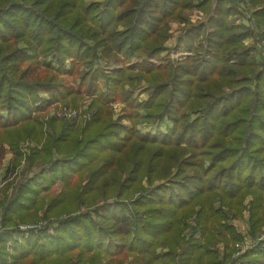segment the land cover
Wrapping results in <instances>:
<instances>
[{
  "label": "trees",
  "instance_id": "obj_1",
  "mask_svg": "<svg viewBox=\"0 0 264 264\" xmlns=\"http://www.w3.org/2000/svg\"><path fill=\"white\" fill-rule=\"evenodd\" d=\"M194 1L0 0V159L8 145L14 173L18 146L30 141L42 144L30 166L43 164L0 204V264H72L75 256L76 264H264V247L237 258L231 247L244 238L232 221L248 214L254 239L264 226V11L252 12L259 0H206L204 19L189 24L175 48L191 47L194 55L152 66L148 60L170 51V22L188 23ZM246 13L254 28L229 22ZM97 50L116 68L80 73L99 58ZM133 58L145 60L131 66ZM44 65L54 75L37 72ZM142 81L152 89L144 106L134 90ZM83 94L94 110L85 127L31 117L40 106L78 108ZM116 102L126 105L121 118L132 127L110 119ZM151 108L147 122L173 123L162 141L142 135L144 121H135L139 109ZM58 184L63 199L54 209L75 207L74 216L18 238L12 228L34 222L33 203ZM160 246L168 251L157 253Z\"/></svg>",
  "mask_w": 264,
  "mask_h": 264
},
{
  "label": "rangeland",
  "instance_id": "obj_2",
  "mask_svg": "<svg viewBox=\"0 0 264 264\" xmlns=\"http://www.w3.org/2000/svg\"><path fill=\"white\" fill-rule=\"evenodd\" d=\"M96 1H103V0H96ZM188 11H189V13H188ZM188 11L185 13L186 17L189 20L188 23L185 22V23L181 24V22L174 21L173 33H174V37L176 36V38H174V37L170 38L166 44L168 49H169V47H172L173 50H170L169 52L166 51V52L162 53L159 58L148 60L152 66H154V67L158 66V64L160 62L164 61L167 56H168V59H170L171 62L174 64V63L179 62V60H183V59H186L187 57H191L194 55V51L191 50V47L190 48L189 47H183L180 49H175L177 47V39H178L179 35L182 34V31L185 32V30L188 29L189 24H193V23H196V22L204 19V13L200 12L196 8H191ZM187 13L189 15H187ZM239 19H241V18L237 17L234 20L237 21ZM169 26H170V24H169ZM122 29H123V27H120V30H122ZM250 41H252V43H249V45H253L254 41L252 39H250L247 42H250ZM87 42L91 46L95 45L93 40H87ZM260 45L264 46V42H262ZM197 48H200L199 45H197ZM101 53H102L101 50H97L96 55H99V58L97 60H95V62L92 64L91 68L82 67L79 70V72L82 74H85L89 71L99 70V71L109 73L113 70V68H116L113 65V60H111V59L107 60V59L103 58ZM254 55L256 57H258L257 53H254ZM259 59H260V61H262L264 59V50L261 53H259ZM142 60H145V59L144 58H139V59L133 58L131 61L132 62L131 66L137 65ZM258 64L260 65V62ZM55 67L58 68L59 66L55 65ZM128 67H129V65H125V66H122L120 69L128 68ZM70 68H71V65L69 63H67V67L65 68V70L68 71ZM39 70L46 71L49 76L54 75V71L53 72L49 71V69H47L46 65L41 66L37 70V72H39ZM57 75L61 79H64L65 82H68L71 85L74 84V83H72V80H75V79L72 76H68V75L61 76L59 74H57ZM79 80H80V78L77 79V81H79ZM132 86H134V85H132ZM125 88H126V91H128V90L132 91L133 90V89H130V86H126ZM134 90L136 91V94H135V98L137 99L136 102L143 105V104H146L147 101H149V99H150L149 96L152 93V89L150 88V86L145 81L140 82L138 87H135ZM91 101H92V97L88 96V94L87 95L83 94V95H81V99L79 100V103L77 102V104H76V106L78 108H71L72 106L68 102H67L68 104L67 103L64 104L65 102L54 104V105L48 106L44 109H41V106H40V111L33 112L31 114V117L32 118L39 117L40 119H42V117L49 116V117L55 118V120L57 122L70 123L72 125L77 124V127H79V126L85 127V123L89 122V120L92 117V114H94V110L90 108ZM109 108H110V113H111L110 119H112V121L118 120L117 122L121 121L120 123L123 127H125V126L126 127H132L131 122L127 118H121V117H123V115H126L127 111H128L126 109L125 104H123L121 102H116V103H113L112 105H110L108 107V109ZM64 111H67V112L77 111L78 112V114H77L78 118H76V119L61 118L60 114ZM150 112L152 114V108L149 110L139 109L136 112L139 115L140 121H138V119H135V121H137V122H143L144 121L142 124H140L138 126L139 127L138 129L141 131L142 135L150 134V136H152L154 138L155 137L158 138V139H154V140L162 141L161 138L164 135H167L171 131V129L173 127V123L167 117H165L162 120H154V122H150L152 120L149 119V121L147 122V120H148L147 115H149ZM157 147H159V146H155V149ZM41 149H42V144H36V143H32L30 141L21 142L18 146V150L21 153L22 161L19 164L20 166L15 168L16 173L14 172L15 173L14 174V173H10V172H11V169L13 168L12 159H14V156H15L14 153L15 152H12L8 145L5 146V148L3 149L4 150V157L2 159H0V182H2L3 184L6 182L5 183L6 185L4 184L5 185L4 187H2L3 185H0V191L5 190L6 193L4 195H2V194L0 195V204L8 201L13 195L16 194L18 187L20 186V184L23 181H25L24 179L26 177H29L32 175L36 176V175H39L41 173L40 168L43 165L42 163H38V164H34V165L30 166V164L28 162V158L30 157V155H32L33 151H35V150L40 151ZM8 168L10 170L9 172H7ZM14 178H16V179H14ZM143 184L145 185V187L148 190H150L152 188L150 185H148L147 181H144ZM155 184L158 185L159 183L156 182ZM62 187H63L62 184H58V185L52 187L51 191L49 192L51 194L42 193L41 198H38L37 203H33V207L29 211L28 215L31 216L32 214H35L36 217H35L34 222L18 223L16 225V227L12 228V230L17 231L16 233L18 234V236H17L18 238L20 236V233L26 232V233L30 234L31 232H38V231L45 229V226L49 225L48 221H50V223L54 224V223H59L63 220H66L71 216H74L72 214L76 211L75 207L69 208L68 210L64 211L63 213L60 212V208H61V210L63 208L60 205H59L60 207L58 209H54V207L57 206L58 204H60V201L63 199V198L61 199V196L63 195V193H61L63 190ZM53 199L56 201V204L51 203V201ZM133 201L134 200L126 201L125 204L129 206V203L133 202ZM48 210L53 211V213L58 212V215L54 214V216H52V218L50 219L47 215ZM82 211H86V209L83 208ZM125 215L128 218L131 217L130 210L126 211ZM2 216H3L2 215V207L0 205V235H2L6 231V228L3 225L4 221L2 219ZM236 221H237V223H239V225L236 226L237 229H235V230L237 233L240 234L241 237L244 236V238H242L241 241L236 242L233 246L230 245L233 249V255H232L233 258H237L241 255V254L240 255L237 254L238 252L241 251L238 248L239 245L240 246H243L245 244L251 245V249H249L247 251H250L254 247H257V246L258 247L259 246L264 247V241H263L264 239L261 241L259 240L263 234L264 226H263L262 231L258 234V238L254 239V238L250 237V235H248L249 226H248V228L246 226L247 220H245L244 218H240ZM125 223L127 224L128 221H126ZM120 225H122L125 229H128V226H126L125 224H120ZM193 226H195L194 223H191V227H193ZM55 227H58V225H56ZM238 229H240L241 232ZM190 230H191V228H189V230L186 231L187 234H185V235L189 236ZM49 234L51 236H53L54 232H51ZM187 236H186V238H187ZM9 245L11 246V244H9ZM181 245H182L181 250H183L185 246L182 243L179 246H181ZM222 248H223V243L219 244L218 247H215V249L219 253H222V250H221ZM181 250L178 251V247L174 248L175 252L178 251L177 252L178 255H179ZM156 251H157V253H162V252L166 253L168 250L166 248L160 246L159 248H157ZM77 259H78L77 256H75L73 258L72 264H76ZM9 263H11V262L9 261ZM118 264H134V262L131 258H128L125 261H122Z\"/></svg>",
  "mask_w": 264,
  "mask_h": 264
},
{
  "label": "crops",
  "instance_id": "obj_3",
  "mask_svg": "<svg viewBox=\"0 0 264 264\" xmlns=\"http://www.w3.org/2000/svg\"><path fill=\"white\" fill-rule=\"evenodd\" d=\"M206 0H196V1H194V8H196L197 10H199L200 12H202L199 8H200V6L205 2ZM253 6V8H252V12L255 10V13L256 12H259V11H264V0H259V2L254 6V5H252ZM226 8H228L229 9V5H227V7ZM188 13H189V11H188ZM187 13V15H189ZM202 13H204V12H202ZM262 15V14H261ZM229 22H231L232 23V26H234L235 25V27L237 26H242V25H244V26H248V27H250V26H252L253 24L250 22V20H249V18L248 17H244V18H241V19H239V20H232V18L230 17V19H229ZM262 22H263V28H264V18L262 19ZM181 24H182V22H181ZM234 24V25H233ZM253 28H254V25L252 26ZM173 28H174V21H172V22H170V27H169V32H170V37H169V39L170 38H172V37H174V33H173ZM262 28V29H263ZM174 38H176V36L174 37ZM250 39H246L245 40V44L246 45H249V43H252V41H250V42H247V41H249ZM169 49L171 50L172 49V47H169ZM168 52V51H167ZM8 170H9V168H8ZM10 171V170H9ZM9 171H7V172H9ZM2 185V184H1ZM6 185V184H5ZM4 184H3V186L2 187H4L5 186ZM243 218L245 219V220H247L248 221V214H244V216H243ZM231 225H233V226H237V225H239V223H237V221H232L231 222ZM246 226H247V228H248V224H247V222H246ZM234 227V228H235ZM235 229H237V227L235 228ZM239 231H240V229H238ZM241 232V231H240ZM219 244H222V243H218L217 245H216V247H218L219 246ZM224 249V244H223V248L221 249V250H223Z\"/></svg>",
  "mask_w": 264,
  "mask_h": 264
},
{
  "label": "built area",
  "instance_id": "obj_4",
  "mask_svg": "<svg viewBox=\"0 0 264 264\" xmlns=\"http://www.w3.org/2000/svg\"><path fill=\"white\" fill-rule=\"evenodd\" d=\"M237 2H239V3H241V1L242 0H236ZM247 14V17L249 18V20H250V22L252 23V19H251V17H250V15L248 14V13H246ZM253 24V23H252ZM78 112L77 111H69V112H67V111H64V112H62L61 114H60V117L61 118H65V119H76V118H78ZM264 239V233L262 234V236H261V238L259 239L260 241L261 240H263ZM238 246V245H237ZM238 248L241 250L240 252H238L237 254L238 255H240V254H242V253H244V252H246L247 250H249V249H251V245H249V244H245V245H243V246H238Z\"/></svg>",
  "mask_w": 264,
  "mask_h": 264
}]
</instances>
